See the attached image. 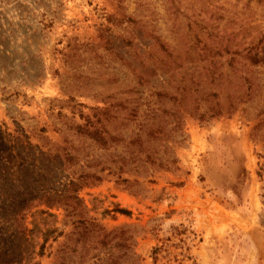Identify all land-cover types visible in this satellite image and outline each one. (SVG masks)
I'll return each mask as SVG.
<instances>
[{
    "label": "rangeland",
    "instance_id": "1",
    "mask_svg": "<svg viewBox=\"0 0 264 264\" xmlns=\"http://www.w3.org/2000/svg\"><path fill=\"white\" fill-rule=\"evenodd\" d=\"M189 22L245 46L264 32V0H0V264H54L78 218L126 227L137 264H264V89L228 112L221 95L209 118L183 113L171 167L129 166V35L182 50ZM75 125L125 141L98 148ZM87 171L101 180L81 181ZM33 218L55 229L43 250Z\"/></svg>",
    "mask_w": 264,
    "mask_h": 264
},
{
    "label": "trees",
    "instance_id": "2",
    "mask_svg": "<svg viewBox=\"0 0 264 264\" xmlns=\"http://www.w3.org/2000/svg\"><path fill=\"white\" fill-rule=\"evenodd\" d=\"M129 21L136 24L135 20ZM187 26L189 33L185 34L189 39L182 50L170 46L159 32L143 29L129 35V59L124 58L130 74L126 88L129 89V115L132 120L137 119V125H129L126 139L129 166L133 161H143L162 168L171 167L176 162L175 157L169 155L173 141L171 133L178 127L183 113L200 118L208 114L206 117L209 118L224 112L219 101L221 95L228 101L225 108L228 112L264 89V32L247 45L239 46L230 44L235 39L234 33L228 35L211 28L192 30L190 22ZM106 50L114 51L112 46ZM96 54L99 60L105 57L99 52ZM213 100L215 102L211 104ZM115 104L120 106L123 103ZM262 112L258 111V115ZM74 129L98 148H109L113 141H125L120 131L112 132L106 125H75ZM63 155L69 163L76 159V155L69 151ZM105 169L112 170L113 166L103 165L99 171ZM78 177L81 181L101 180L97 171L81 172ZM71 199L75 202L71 205L73 208L85 207L76 196L71 195ZM74 213L81 215V212ZM34 220L29 233L40 234V250H43L44 243L55 229L46 227L43 221L40 226ZM72 224L57 250L54 264H69V259L79 249V264L88 260L91 261L89 264H137L139 257L134 251L133 236L126 227L107 231L99 222L86 218L73 220ZM92 250L95 252L89 256Z\"/></svg>",
    "mask_w": 264,
    "mask_h": 264
}]
</instances>
